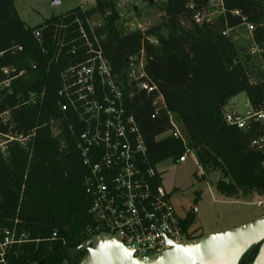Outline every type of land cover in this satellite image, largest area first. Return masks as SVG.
<instances>
[{
	"label": "trees",
	"instance_id": "1",
	"mask_svg": "<svg viewBox=\"0 0 264 264\" xmlns=\"http://www.w3.org/2000/svg\"><path fill=\"white\" fill-rule=\"evenodd\" d=\"M15 2L0 0V52L5 51L0 56V80L1 68L7 65L28 68L34 60L39 68L29 70L14 84L13 93L6 96L0 109L9 108L19 129H35L36 136L31 151L14 144L7 156L0 155V227L17 225L38 240L20 248L13 264H78L86 253L80 245L93 235L87 231L91 222L90 197L84 186L88 169L77 147L83 126L70 111L65 112L66 118L60 110L64 99L58 94L59 71L70 56H64L65 61H51L52 48L45 53L33 32L43 28L47 37L62 20L70 21L82 11L77 6L28 26ZM186 4L187 0H168L160 7L164 12L161 21L146 32L158 42L144 41L146 72L184 129L187 146L199 164L221 172L218 192L229 199L264 195V149L251 146L252 140L262 134L261 122L252 121L248 127L239 128L224 116L225 106L240 92L247 94L251 109L264 106V69H258L257 80L251 79L255 68L251 58L257 55L251 50L241 55L233 38L224 34L227 27L241 23L235 10L260 25L264 21V0H224L225 15L201 25L187 15ZM107 9L111 14L102 27L104 52L113 71L123 75L127 59L140 52L144 36L122 31L112 0H98L97 7L87 12L104 13ZM254 38L264 48L263 28H257ZM14 45L23 46V50L13 54L9 49ZM260 59L264 64V53ZM124 78L126 109L141 130L150 164L157 166L168 159L178 162L185 146L180 138L162 136L170 128L166 110L157 111L153 94L138 90L134 82L129 86ZM30 91H45L43 101L18 105ZM55 129H59L57 135ZM193 222L191 214L182 220L188 238L204 234L189 232ZM53 233L57 235L53 237ZM259 247L260 243L249 248L238 264H252ZM73 250H77V258Z\"/></svg>",
	"mask_w": 264,
	"mask_h": 264
},
{
	"label": "built area",
	"instance_id": "2",
	"mask_svg": "<svg viewBox=\"0 0 264 264\" xmlns=\"http://www.w3.org/2000/svg\"><path fill=\"white\" fill-rule=\"evenodd\" d=\"M112 1L122 31L140 32L144 36L140 52L127 59L123 75L113 71L104 52L105 33L102 27L111 10L87 12L97 7L98 0H81L78 6L82 15L77 14L70 21L62 20L52 29L51 35L45 37L43 28L36 29L33 34L45 53L52 48L51 61L59 62L64 60V56H70L59 71L58 94L64 99L60 105L61 112L65 115L66 111H70L83 126L77 147L88 169L84 180L90 197L88 233L114 235L132 249L135 256L145 257L169 248V241L181 242L187 234L182 226L185 217L177 213L171 192L162 185L157 166L150 164L141 130L126 109L124 77H127L129 86L135 83L138 90L153 94L157 111L166 110L170 128L162 136L180 138L185 146L178 161H186L194 153L187 146L184 129L174 113L167 109L157 83L145 69L147 55L144 41L158 42L155 36L146 34L153 26L146 18L156 13L151 12L152 9H160L168 0ZM186 7L187 15L199 25L212 22L226 12L224 0H187ZM234 15L241 18V23L227 27L224 34L231 36L234 30L245 29L255 45L250 50L261 57L264 48L255 42L254 32L258 27L264 29V21L256 25L240 10H235ZM181 21L186 25L185 17ZM22 50L21 45L9 49L13 54ZM4 53L1 51L0 56ZM38 68L39 62L34 60L30 61L28 68H19L15 64L2 67L0 105L7 95L13 93L16 82L26 77L29 70ZM44 95L45 91H30L27 99L20 100L18 105L42 102ZM224 116L229 124L239 128L248 127L252 121L261 122L262 134L252 140L251 146L264 149V106L259 110L250 108L246 114L229 109ZM65 117L68 118L67 115ZM17 124L9 108L0 109V155L7 156L14 144L32 150L36 130L22 131ZM54 133L57 135L59 129H55ZM258 204L262 206L264 201ZM56 235L53 233V237ZM34 241L38 240L30 238L17 225L0 227V264H13L17 251Z\"/></svg>",
	"mask_w": 264,
	"mask_h": 264
},
{
	"label": "rangeland",
	"instance_id": "3",
	"mask_svg": "<svg viewBox=\"0 0 264 264\" xmlns=\"http://www.w3.org/2000/svg\"><path fill=\"white\" fill-rule=\"evenodd\" d=\"M16 7L22 20L28 26H36L52 15L64 13L77 7L81 0H62L54 5L53 0H16ZM156 13L146 18L149 25H155L162 19L160 9H152ZM231 37L241 55H244L255 45L245 29L234 30ZM257 55V54H255ZM255 58V59H254ZM251 58L255 68L252 69L251 79L257 80L258 69L263 70L264 64L260 56ZM247 94L240 92L233 96L224 108V111L235 109L242 114L250 110L245 104ZM161 175L162 185L171 192L172 202L177 213L182 217L194 216L191 231L198 233H212L222 231L246 223L264 213V195L257 193L243 196L240 199H229L222 196L217 190V181L222 177L220 171L211 170L199 164L196 154L186 161L175 162L172 159L164 160L157 165Z\"/></svg>",
	"mask_w": 264,
	"mask_h": 264
},
{
	"label": "water",
	"instance_id": "4",
	"mask_svg": "<svg viewBox=\"0 0 264 264\" xmlns=\"http://www.w3.org/2000/svg\"><path fill=\"white\" fill-rule=\"evenodd\" d=\"M61 1L53 0V4ZM259 243L252 264H264V213L222 231L186 236L179 243L169 241V248L145 257L135 256L114 235L98 233L80 245L86 253L78 264H238L248 249Z\"/></svg>",
	"mask_w": 264,
	"mask_h": 264
},
{
	"label": "crops",
	"instance_id": "5",
	"mask_svg": "<svg viewBox=\"0 0 264 264\" xmlns=\"http://www.w3.org/2000/svg\"><path fill=\"white\" fill-rule=\"evenodd\" d=\"M247 102H248V100L245 101V104L248 105V106H250L249 102L248 103Z\"/></svg>",
	"mask_w": 264,
	"mask_h": 264
},
{
	"label": "flooded vegetation",
	"instance_id": "6",
	"mask_svg": "<svg viewBox=\"0 0 264 264\" xmlns=\"http://www.w3.org/2000/svg\"><path fill=\"white\" fill-rule=\"evenodd\" d=\"M75 258H77L78 257V254H77V252L73 255Z\"/></svg>",
	"mask_w": 264,
	"mask_h": 264
}]
</instances>
